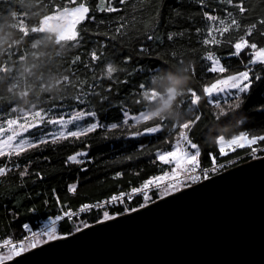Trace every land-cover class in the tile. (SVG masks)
Masks as SVG:
<instances>
[{
  "label": "snow or ice",
  "instance_id": "snow-or-ice-1",
  "mask_svg": "<svg viewBox=\"0 0 264 264\" xmlns=\"http://www.w3.org/2000/svg\"><path fill=\"white\" fill-rule=\"evenodd\" d=\"M37 2L44 11L34 21L27 18V13L18 12L17 31L22 39L33 41L49 33L53 26L61 29L58 34L54 33L57 35L56 43L73 49V54L63 63L64 71L68 74L57 83L66 82L73 88V95L69 99L54 100L46 106L32 105L20 109L11 99L0 105V178H6L9 174L18 177V189L25 188L28 181L33 184L37 180L43 182L45 176L42 172L31 170L32 159L28 154L37 150L43 152L49 146L63 142L73 146L77 143L83 145L68 154L63 164L76 165L78 172L87 173V165L92 162L88 151L91 148L89 138L98 130L105 139L117 134V138L126 140L145 137L167 147L149 149L151 163L157 165L160 171L131 185L128 191L121 190L95 202L80 203L73 209L62 203L57 189L53 187L51 198L57 206L56 214L49 215L37 229L25 222L21 225L22 233L19 236L6 233L0 237V264H29L32 257L47 250L46 246L52 247L57 243L62 246L71 241L70 237L72 240L80 238L77 234L85 233V230L110 227L111 222L121 221L122 217L130 218L131 214H140L142 210L147 212L152 208L150 205L158 206L160 201L168 203L169 197L179 199L189 194L186 189H193L197 185L207 187L205 182L214 183V177L235 167L238 162L258 161L259 166L264 167V128L255 132L241 130L231 137L217 133L212 137L215 150L207 153L210 158L207 166L202 163V148L195 138L197 129L208 116L219 124H233L244 103V94L250 91L253 81L264 79V10L258 16L253 15L255 9L246 6L245 0H193L197 6L195 14L203 21L202 27L196 26L194 29L201 47L198 74L197 59L183 54L177 58L175 50L170 55L165 52L163 57L157 53L155 59L158 63L150 68L146 69L140 62L141 57L152 55L153 46L163 47L167 41L171 47L177 37L184 35V31L161 34L160 12L158 9L151 10V5L145 8L148 15L146 21L142 22V28L130 25L124 15H117L114 18L117 26L113 33L112 20L98 19L96 15L97 12L119 13L121 9L112 0L107 3L105 0ZM125 3L126 0H118L121 6ZM0 6L11 9V0H3ZM210 8L211 11L208 10ZM188 18L195 23V16L191 13ZM132 20L135 21L136 17L133 16ZM94 22L107 23L108 31L94 32L90 27ZM101 35L106 41L93 39V36ZM32 46L35 48L36 43ZM7 56L8 59L24 61L28 52L18 47L10 48ZM185 59L192 61L191 75L195 80L186 94V104L193 117L176 124L163 120L159 123L148 122L153 114L142 107H132L129 98L155 96V90L148 89L145 83V74L164 68L169 62L183 63ZM8 70L7 60L0 63V74ZM205 75H211V80H206ZM260 110L264 111V106ZM106 111L116 112L117 118L110 123L102 122L101 113ZM145 147L140 142L137 151ZM226 148H246V156L237 155L235 159L229 158L221 163ZM25 156L28 158L22 163ZM42 159L49 161L50 158L43 156ZM123 159L131 161L133 155ZM136 174L139 175V172ZM123 175L122 171H116L114 179ZM78 186L79 176L76 182L67 185V193H76ZM9 194L15 199L14 193ZM36 196H43L41 203L49 205L47 192L36 193ZM24 198L33 200L26 211L36 213L38 208L32 195L25 193ZM134 200L136 202L132 203ZM17 203L24 207L22 202ZM93 211L96 215L92 220L84 218ZM7 214L11 217L10 228L20 212L13 207ZM61 222L70 226L62 231Z\"/></svg>",
  "mask_w": 264,
  "mask_h": 264
},
{
  "label": "trees",
  "instance_id": "trees-1",
  "mask_svg": "<svg viewBox=\"0 0 264 264\" xmlns=\"http://www.w3.org/2000/svg\"><path fill=\"white\" fill-rule=\"evenodd\" d=\"M107 3L108 0H105ZM112 2L121 9L119 13H96L98 19L112 20L111 29L117 26L114 18L117 15H124L131 24H135L136 28L143 27V21H146L148 13L145 8L151 5V10L158 9L160 12V32L165 34L168 31H184L182 37H177L176 42L168 46L160 48L153 46L151 56L141 57L140 62L145 68H150L158 63L155 59L157 53L163 54L167 52L170 55L172 50L177 52V58L181 54L187 57L197 59V72L200 74V63L198 55L201 51L200 45L197 43L199 37L195 33L196 26H203V21L195 14L197 6L193 0H126L125 5L118 4V0ZM3 0H0V5ZM246 6L254 8L253 15H259L264 10V0H245ZM11 9H4L0 6V63L7 60L9 70L6 73L0 74V105L6 104L9 99L14 101L18 108H30L32 105L46 106L52 101L60 99H69L73 95V88L66 82L57 83L58 80L68 73L64 71L63 63L70 59L73 54V49L67 46H58L54 33H47L44 36L35 38L33 41L22 39L17 31V13L23 11L27 13V18L34 21L44 9L40 6L37 0H11ZM135 6V10L134 7ZM223 7V6H221ZM211 11L212 9H208ZM189 13L195 16V23L189 19ZM136 20L133 21L132 17ZM93 31L101 33L108 31L109 25L98 24L94 22L90 25ZM92 33H89L91 35ZM93 39L98 41H106V38L101 36H93ZM111 43L110 41H107ZM33 43L36 47L33 48ZM138 48V44L136 45ZM20 48L27 50L28 56L24 61H16L8 59L9 49ZM119 44L117 48L119 49ZM226 48V45H225ZM195 50V51H194ZM233 63L235 61L233 60ZM192 61L185 59L183 63L169 62L164 68L153 69L144 76L145 83L148 89L155 90L156 95L152 96H136L129 98V103L134 108H143L145 111L152 113L151 123H159L161 120L168 124H176L193 117V113L189 111L186 104V94L189 86L195 83L191 75ZM123 74V73H121ZM190 77V79H188ZM55 78V79H54ZM206 80H211V75H205ZM17 81H19L17 85ZM51 85L52 91H41V86ZM173 92V97L170 102L164 107L161 102V97H165L167 92ZM245 100L242 108L238 111L233 124H219L211 116L203 120L199 129L196 131V140L200 143L203 155L201 160L203 165L209 164L210 158L207 153L215 150L212 144V137L217 133L224 137H231L241 130L250 132L259 131L264 128V111H261V106H264V79L253 81L250 91L244 94ZM60 98V99H58ZM207 112L208 110L205 109ZM117 118V113L114 111H106L101 113V121L104 123L113 122ZM113 136L112 138H103V133L98 130L97 133L91 134L89 142L91 148L89 156L92 162L87 165L88 172H78V166L63 164L64 159L68 154L82 148L83 145L77 143L75 146L63 142L57 146H49L43 152L39 150L29 153L32 159L31 170L41 171L45 176L43 182L37 180L35 184L28 181L23 189H18V177L9 174L6 178H0V236L14 234L19 236L22 233L21 225L25 222L29 223L33 228L36 227L40 220H46L49 215H55L57 206L51 198V189L55 187L61 198L62 203L73 209L77 208L80 203L95 202L99 199H104L113 193L121 190L128 191L131 185H136L144 178L152 174H158L160 169L157 165L151 163L152 156L148 154L149 149L154 147L165 148L166 145L159 144L155 139L140 137L138 140L124 139L123 137ZM143 142L146 147L142 151H137L139 143ZM246 148L235 149L232 152L225 153V157L220 159V162H225L226 159H235L237 155L246 156ZM133 155V160L127 161L123 157ZM43 156H48L49 161H44ZM28 156H25L21 161L26 162ZM244 160L238 164L247 162ZM159 162H157L158 164ZM237 164V165H238ZM116 171H122L124 175L121 178H115ZM139 172V175L136 173ZM79 176V186L76 193H67L66 188L69 183L76 182ZM35 179V177H33ZM47 192L50 203L44 206L41 203L43 196L37 197L36 193ZM15 194V199L13 195ZM25 193L32 195L34 202L37 205L36 213L26 211L30 207L33 200L25 199ZM17 201L23 203L24 207H20ZM133 201L132 203H135ZM16 207L20 212L17 220L12 221L11 227H8L11 217L7 214L8 210ZM114 210V209H112ZM96 212L88 214L84 218L92 220ZM70 225H65L61 222V230H65Z\"/></svg>",
  "mask_w": 264,
  "mask_h": 264
},
{
  "label": "water",
  "instance_id": "water-1",
  "mask_svg": "<svg viewBox=\"0 0 264 264\" xmlns=\"http://www.w3.org/2000/svg\"><path fill=\"white\" fill-rule=\"evenodd\" d=\"M214 181L46 246L29 264H264V167L247 161Z\"/></svg>",
  "mask_w": 264,
  "mask_h": 264
},
{
  "label": "rangeland",
  "instance_id": "rangeland-1",
  "mask_svg": "<svg viewBox=\"0 0 264 264\" xmlns=\"http://www.w3.org/2000/svg\"><path fill=\"white\" fill-rule=\"evenodd\" d=\"M60 31H61V29L53 26L50 32L51 33H57L58 34ZM55 37L57 39V35H55ZM173 95H174L173 92L169 91V92H167V94H166L165 97H161L160 98L161 99V102H162V105L164 107L170 102V100L172 99ZM232 151H234V150L233 149H230V148H226V152L225 153L232 152Z\"/></svg>",
  "mask_w": 264,
  "mask_h": 264
},
{
  "label": "clouds",
  "instance_id": "clouds-1",
  "mask_svg": "<svg viewBox=\"0 0 264 264\" xmlns=\"http://www.w3.org/2000/svg\"><path fill=\"white\" fill-rule=\"evenodd\" d=\"M188 79H190V77ZM41 91L50 92V91H52V87H51V85H48V86L42 85L41 86ZM58 99H60V98H58Z\"/></svg>",
  "mask_w": 264,
  "mask_h": 264
},
{
  "label": "built area",
  "instance_id": "built-area-1",
  "mask_svg": "<svg viewBox=\"0 0 264 264\" xmlns=\"http://www.w3.org/2000/svg\"><path fill=\"white\" fill-rule=\"evenodd\" d=\"M221 163H224V162H221ZM225 172V171H224ZM135 201V200H134ZM93 212H95V211H93ZM47 220V219H46ZM46 220H40L38 223H37V225H36V227L34 228V229H37V228H39L41 225H42V223L43 222H46ZM1 237V236H0Z\"/></svg>",
  "mask_w": 264,
  "mask_h": 264
}]
</instances>
